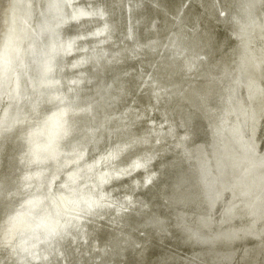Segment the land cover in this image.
Instances as JSON below:
<instances>
[{"label": "rangeland", "instance_id": "374dc122", "mask_svg": "<svg viewBox=\"0 0 264 264\" xmlns=\"http://www.w3.org/2000/svg\"><path fill=\"white\" fill-rule=\"evenodd\" d=\"M78 10L103 15L71 19ZM105 25L110 37L107 30L101 40L92 35ZM71 40L76 46L66 54L63 46ZM14 42L18 47L10 55ZM6 57L8 72L2 75ZM0 88V185L8 182L0 195L27 166L13 151L22 139L14 138L22 118L34 121L36 114L31 119L29 112L34 100L73 97L85 106L71 116L63 146L83 143L98 157L95 153L132 140L137 145L121 149L122 155L146 153L141 162L146 167L128 174L133 184L128 210L89 227L99 230L96 238L107 249L116 246L115 258H121L116 264H264V0H0ZM34 166L44 167L49 181L64 176L61 167ZM147 174L155 176L152 184ZM32 186L8 199V208L46 197L47 184ZM90 234L86 241H92ZM62 249L67 264H115L111 254L77 259L67 246ZM58 259L19 262L0 249V264Z\"/></svg>", "mask_w": 264, "mask_h": 264}, {"label": "bare ground", "instance_id": "6f19581e", "mask_svg": "<svg viewBox=\"0 0 264 264\" xmlns=\"http://www.w3.org/2000/svg\"><path fill=\"white\" fill-rule=\"evenodd\" d=\"M248 3V2H247ZM250 5V4H249ZM255 5V4H254ZM80 10H78L79 12ZM85 12V11H84ZM90 13V12H89ZM83 17V16H82ZM87 17V16H86ZM81 18V17H80ZM111 22V21H110ZM117 22V20H116ZM108 23V22H107ZM113 23V21H112ZM137 24V23H136ZM103 25V24H101ZM104 26V25H103ZM102 26V27H103ZM101 27V26H100ZM111 27V26H110ZM109 27V28H110ZM98 29V28H97ZM104 29V28H103ZM102 29V30H103ZM114 29V28H113ZM117 29V28H116ZM110 30V29H109ZM111 31V30H110ZM105 33V32H104ZM109 34L110 32L107 30L105 34ZM107 34V35H108ZM111 34V33H110ZM106 35V36H107ZM109 36V35H108ZM107 39H111L108 38ZM105 37V36H104ZM102 37V39L104 38ZM110 37V36H109ZM112 37V36H111ZM100 38V36H99ZM105 37V41H107ZM95 40V39H94ZM101 40V38H100ZM99 40V41H100ZM197 41V40H196ZM12 42V41H11ZM63 42V41H62ZM103 42V41H102ZM109 42V41H108ZM205 42V41H204ZM106 44V42H103ZM212 43V42H211ZM12 44V43H11ZM10 44V46H11ZM67 44V43H65ZM101 44V42H100ZM61 43L59 44V46ZM98 45V44H97ZM112 45V44H111ZM104 46V45H102ZM18 47V42H14V44L10 48V55L11 53L15 52ZM57 47V46H56ZM61 47V46H60ZM141 48V47H139ZM80 49V48H79ZM104 49V48H103ZM102 49V51H103ZM101 50V49H100ZM111 50V49H109ZM54 51V50H53ZM60 50H58L59 52ZM56 52V51H55ZM72 53V52H71ZM99 53V52H98ZM102 53V52H101ZM77 54V53H76ZM104 54V53H103ZM140 54V53H139ZM14 55V54H13ZM96 56V55H95ZM104 57V55H102ZM137 57V54L135 55ZM15 57V56H14ZM87 57V56H86ZM90 58V57H89ZM98 58V57H96ZM100 58V57H99ZM98 58V60H99ZM143 58V57H142ZM78 59V58H77ZM83 60V58H80ZM79 59V60H80ZM93 59V58H92ZM87 60V59H86ZM131 60V59H130ZM85 61V60H84ZM96 61V60H94ZM190 62V60H188ZM10 60L8 57H6L4 61V65L1 69L2 75L5 73L8 69V64ZM16 62V61H15ZM77 62L78 61H73ZM187 62V61H186ZM81 63V62H80ZM89 63V62H88ZM73 64V63H72ZM79 64V63H78ZM83 64V63H82ZM92 64V63H91ZM95 64V62H94ZM77 65V64H76ZM81 64H79L80 66ZM87 65V64H86ZM89 65V64H88ZM78 66V68H79ZM92 66V65H91ZM188 66V65H187ZM75 68V67H72ZM71 68V69H72ZM90 68V66H89ZM63 69V68H62ZM52 70V69H51ZM56 70V69H55ZM58 70V69H57ZM61 70V69H60ZM70 70V69H69ZM74 70V69H73ZM81 71V69H80ZM8 72V71H7ZM56 72V71H55ZM12 73V72H11ZM76 73V72H75ZM80 73V72H79ZM93 73V72H92ZM47 74V73H45ZM98 74V73H97ZM10 75V74H9ZM83 76V73L80 74V76ZM89 75V74H88ZM47 76V75H46ZM135 76V75H134ZM69 77V76H68ZM75 77V76H74ZM85 77V76H84ZM52 78V77H51ZM64 78V77H63ZM66 78V77H65ZM86 78V77H85ZM57 79V78H56ZM77 79V78H76ZM79 79V77H78ZM77 79V80H78ZM81 79V78H80ZM90 79V78H89ZM10 80V79H9ZM52 80V79H51ZM75 80V79H73ZM76 80V81H77ZM84 83L83 80L81 79ZM80 80V81H81ZM58 81V80H57ZM56 81V82H57ZM66 81H69L66 80ZM86 81V80H85ZM8 82V81H7ZM45 82V81H44ZM61 82V80H60ZM71 83L73 81H70ZM58 83V82H57ZM64 83V82H63ZM66 83V82H65ZM68 83V82H67ZM66 83V84H67ZM70 83V85H71ZM74 83V82H73ZM77 83V82H75ZM77 84L79 85V81ZM80 83V84H81ZM89 83V82H88ZM45 84V83H44ZM48 86L49 83L47 82ZM136 84V83H135ZM54 85V84H53ZM52 85V86H53ZM59 85V84H57ZM69 85V84H68ZM69 85V86H70ZM55 86V85H54ZM62 86V82L60 84ZM83 86V85H80ZM42 87V86H41ZM45 87V86H44ZM64 87V86H63ZM66 87V86H65ZM71 87V86H70ZM73 87V86H72ZM197 87V86H196ZM48 88V87H47ZM51 88V87H50ZM49 88V89H50ZM67 91L71 90L68 87H66ZM80 88V87H79ZM55 89V88H54ZM60 87L56 90H59ZM190 89V88H189ZM1 90V88H0ZM3 90V89H2ZM42 90V89H41ZM47 90V89H46ZM52 90V89H51ZM73 90H75L73 88ZM71 90V92L73 91ZM76 91V90H75ZM44 92V91H43ZM51 92V91H50ZM62 92V91H61ZM42 93V92H41ZM73 93V92H72ZM80 93V92H79ZM45 94V93H44ZM43 94V95H44ZM52 94V93H51ZM35 95V94H34ZM37 95V94H36ZM42 95V94H41ZM42 95V96H43ZM74 96V94H72ZM68 95V96H72ZM76 95H79L76 93ZM38 96V95H37ZM45 97V95H44ZM66 96L59 95V94H52L50 98H37L34 101V104L31 105V111L32 117L34 118V121L31 123V121L28 119V117L22 118V125L19 128L16 137V139H22L21 145L18 147L15 146L13 149L14 153L20 157V161L22 164L27 165L26 168L21 167V170H18V173L15 172L12 177L9 179V185L6 187V190L1 193L0 195V249L2 250L4 255L9 256L12 260L17 261L20 259L19 262H28L31 260L36 259H43L46 262V259L52 260L54 259V256L59 257L57 264H67V259L65 257H61L62 253L65 252L62 248L68 247L69 250H72L75 252V257L77 259H80L81 257H84V255H90L92 253L98 254V253H107L104 254L109 257L108 254H111V260L116 264L121 259L115 258L116 251L118 250L116 246H110L109 249H107L105 244H101L98 241V238L96 236L99 234V230L97 232H94L92 229H89L90 224L94 223L95 221L100 219L102 216H107L112 219L118 218L123 212H125V208L127 207L129 202H132V197L130 196L129 187L133 184L128 180L130 177L128 174L134 171H137V168H132V161L133 160H140L143 162L146 160L145 154L141 156L140 154H131V152L128 155H122L120 152V155L117 159L111 160V161H105L103 157H106L109 152H116L121 149L131 147L133 144L137 145L136 143H133L134 141H126V142H119L115 144V148H113L110 144L109 147H112L113 149H106L105 151H102L97 155L88 153L86 146L83 143L75 144L73 146L67 147V145L63 146L62 142L64 139H67V134L69 133V127L71 122V116L74 115L78 110H80V106L82 105L81 102L78 101V99H75L73 97L65 98ZM85 97V96H84ZM90 98V97H89ZM88 98V99H89ZM32 99H34L32 97ZM94 99V98H93ZM92 99V100H93ZM51 100V101H50ZM81 100V99H80ZM91 100V99H90ZM89 100V101H90ZM50 101V102H48ZM86 101V99H85ZM93 102V101H92ZM47 103V104H46ZM83 103V102H82ZM36 104V105H35ZM54 104V105H53ZM85 104V103H83ZM87 104V102H86ZM95 104V103H94ZM53 105V106H52ZM85 106V105H82ZM94 106V105H93ZM43 107L41 110L40 108ZM30 108V107H29ZM88 111V110H87ZM28 113V114H30ZM34 114V115H33ZM80 115V114H79ZM26 116V115H25ZM28 116V115H27ZM21 120V119H20ZM4 121V120H3ZM174 123V122H173ZM20 125V124H19ZM77 127V126H76ZM144 137V136H143ZM145 138V137H144ZM69 139V138H68ZM151 139V138H150ZM19 141V142H20ZM152 141V139H151ZM153 142V141H152ZM143 143V141H142ZM154 143V142H153ZM152 143V144H153ZM142 145V144H141ZM107 146V147H108ZM146 146V144H145ZM135 147V146H134ZM139 147V146H138ZM144 148V147H143ZM139 149V148H138ZM146 148H144L145 150ZM130 150V149H129ZM158 150V149H157ZM125 152V151H124ZM123 152V153H124ZM141 152H144L141 150ZM146 152V151H145ZM83 153V157H80V154ZM150 153V151H149ZM154 153V152H152ZM160 153V151H159ZM148 154V152H147ZM150 156V154H148ZM96 158H95V157ZM147 156V155H146ZM152 156V155H151ZM155 156V155H154ZM148 157V156H147ZM153 157V156H152ZM151 158V157H150ZM154 159V158H153ZM71 161H75V165L69 167L67 169L66 164H68ZM17 162V161H16ZM4 163V162H2ZM20 163V162H19ZM5 164V163H4ZM43 165H52L55 168L60 167L64 171V174L62 171V174L64 175L62 179H57V181L54 179L52 181H49L48 177L43 176V170L44 167L41 168H33ZM71 164V163H70ZM10 165V164H9ZM14 167V166H13ZM12 167V168H13ZM28 167V168H27ZM32 167V168H31ZM65 167V168H64ZM17 169V167L15 166ZM49 168V167H48ZM48 168H45L46 171ZM127 168L129 169L128 173L120 174L119 170ZM144 168V167H143ZM149 168H151L149 166ZM14 169V168H13ZM134 169V170H133ZM137 169V170H135ZM157 169V168H156ZM2 170V169H1ZM15 170V169H14ZM152 170V169H151ZM150 170V171H151ZM17 171V170H15ZM52 171V170H51ZM185 171V170H184ZM5 172V171H4ZM143 172V171H142ZM148 172V171H147ZM186 172V171H185ZM47 173V172H46ZM50 173V172H49ZM57 173V172H56ZM130 173V174H131ZM146 173V172H145ZM143 172L142 175L145 174ZM151 173V172H150ZM189 171L187 172L188 175ZM10 174V173H9ZM1 175V173H0ZM4 175V174H3ZM57 175V174H56ZM126 177L124 178V176ZM185 175V174H184ZM5 176V175H4ZM10 176V175H9ZM54 176V175H53ZM132 176V174H131ZM153 176V174H150L146 176ZM190 176V175H189ZM57 177V176H56ZM61 177V176H60ZM137 177V176H136ZM184 177V176H183ZM4 178V177H3ZM58 178V177H57ZM71 178V179H70ZM155 178V176H154ZM154 178L152 177V181L149 184H152L154 182ZM163 178V177H161ZM166 178V177H165ZM2 179V178H0ZM134 179V178H133ZM138 179V177H137ZM140 179L141 175H140ZM157 179V178H156ZM5 180V179H4ZM53 181H56L58 183V186L52 185ZM75 181V182H73ZM135 181V180H134ZM133 181V182H134ZM137 181V180H136ZM156 181V180H155ZM183 181V179H182ZM184 184L187 182H185ZM37 182H43L45 183L46 188V197L43 194L38 195L35 198L30 199H24L20 208L16 209L15 211H12L10 208H8V205L10 204L8 202L9 200H12L15 198L13 195L18 194L21 195L23 192L27 193L29 189L31 188L33 183ZM50 182V183H49ZM55 182V183H56ZM67 182L68 187H65V184ZM130 182V183H129ZM4 183V181H3ZM8 184V182H6ZM5 183V184H6ZM54 183V184H55ZM140 183V182H139ZM4 184V185H5ZM6 184V185H7ZM40 184V183H39ZM60 184V185H59ZM179 184V183H178ZM183 184V183H182ZM181 184V185H182ZM183 184V185H184ZM3 185V184H2ZM0 185V186H2ZM3 185V186H4ZM5 185V186H6ZM38 185V184H37ZM43 185V184H41ZM40 185V186H41ZM186 185V184H185ZM44 186V187H45ZM140 186V185H138ZM149 186V185H148ZM155 186V185H154ZM180 186V185H178ZM187 186V185H186ZM33 187V186H32ZM56 187V188H55ZM136 187V186H135ZM142 187V186H141ZM151 187V186H150ZM167 187V186H166ZM181 187V186H180ZM179 187V189H180ZM185 187V186H183ZM1 188V187H0ZM42 188V187H41ZM182 188V187H181ZM32 189V188H31ZM196 189V188H195ZM2 190V189H1ZM0 190V191H1ZM38 190V189H37ZM42 190V189H41ZM135 190V189H134ZM143 190V189H142ZM168 190V189H167ZM172 190V189H171ZM202 190V189H201ZM44 191V190H43ZM42 191V192H43ZM144 191V190H143ZM162 191H164L162 189ZM182 191V189H180ZM190 191V190H189ZM20 192V193H19ZM37 192V191H36ZM145 192V191H144ZM38 193V192H37ZM134 193V192H132ZM146 193V192H145ZM203 193V192H202ZM39 194V193H38ZM153 194V193H152ZM172 194V192H171ZM184 194V193H183ZM142 195V194H141ZM145 195V194H143ZM164 195V194H162ZM35 195H33L34 197ZM161 196V195H160ZM159 196V197H160ZM45 197V198H44ZM141 197V196H140ZM187 197V196H186ZM195 197V196H194ZM149 198V196H148ZM147 198V199H148ZM156 198V197H155ZM176 198V197H175ZM192 198V197H191ZM150 199V198H149ZM158 199V198H157ZM169 199V198H168ZM193 199V198H192ZM191 199V200H192ZM14 200V199H13ZM17 200V197H16ZM159 200V199H158ZM176 200V199H175ZM186 200V199H185ZM190 200V198H189ZM202 200V198H201ZM241 200V198H240ZM84 201H87L88 204L91 205V207H88ZM144 201V200H143ZM152 201V200H151ZM198 201V200H197ZM200 201V200H199ZM149 202V201H148ZM165 202V201H164ZM175 202V201H174ZM239 202V201H237ZM9 203V204H8ZM180 203V202H179ZM187 203V202H186ZM206 203V202H205ZM12 204V203H11ZM151 204V203H150ZM149 204V205H150ZM160 204V203H159ZM238 204V203H237ZM246 204V202H245ZM132 205V204H131ZM158 205V204H156ZM162 205V204H161ZM171 205V204H170ZM174 205V204H173ZM178 205V204H177ZM206 205V204H205ZM134 206V205H133ZM153 206V205H152ZM181 206V205H180ZM207 206V205H206ZM211 206V205H210ZM244 206V204H243ZM155 207V206H154ZM183 207V206H182ZM202 207V206H201ZM13 208V207H12ZM158 208V206H157ZM239 208V206H238ZM181 209V208H180ZM200 209V207H199ZM240 209V208H239ZM126 210H128L126 208ZM162 210V209H161ZM166 210V209H165ZM133 211V210H132ZM178 211V210H177ZM186 211V210H185ZM198 211V210H197ZM239 211V210H238ZM242 211V209H241ZM232 212V211H231ZM246 212V211H244ZM167 214V212H165ZM190 213V212H189ZM204 213V212H203ZM169 214V213H168ZM179 214V213H178ZM182 214V213H181ZM196 214V213H195ZM198 214V213H197ZM209 214V213H208ZM238 214V213H236ZM249 214V212H248ZM251 214V213H250ZM123 215V214H122ZM126 215V214H124ZM245 215V214H244ZM252 215V214H251ZM165 216V215H164ZM174 216V215H173ZM208 216V215H207ZM247 216V214H246ZM75 217V218H73ZM171 217V216H170ZM181 217V216H180ZM189 217V216H188ZM217 217V216H216ZM230 217V216H229ZM242 217V216H241ZM260 217V216H259ZM128 218V216H127ZM174 218V217H173ZM179 218V217H178ZM240 218V217H239ZM243 218V217H242ZM250 218V217H249ZM102 219V218H101ZM181 219V218H180ZM178 219V220H180ZM187 219V218H185ZM196 219V218H195ZM213 219V218H212ZM246 219V218H245ZM244 219V220H245ZM252 219V218H251ZM166 220V219H165ZM171 220V219H169ZM188 220V219H187ZM229 220V219H228ZM227 220V222H228ZM238 220V219H237ZM249 220V219H247ZM100 221V220H99ZM102 221V220H101ZM208 221V220H207ZM215 221V220H214ZM213 221V222H214ZM262 221L264 222L263 218ZM179 222V221H178ZM237 222L236 220L234 221ZM113 223V222H112ZM121 223V222H120ZM166 223V222H165ZM221 222H219L220 224ZM251 223V222H250ZM149 224V223H148ZM158 223L153 224L156 226ZM191 224V223H189ZM216 224V222H215ZM229 224V223H228ZM233 224V222H232ZM244 224V223H243ZM253 224V223H252ZM251 224V225H252ZM242 225V224H241ZM240 225V226H241ZM213 226V225H212ZM218 226V225H215ZM230 226V225H227ZM256 226V225H255ZM259 226V225H258ZM50 227H54L58 231V235L55 237H49L47 236V229ZM72 227L76 228L73 233H67L68 231L66 228ZM149 227V226H148ZM151 227V226H150ZM172 227V226H171ZM186 227V226H185ZM208 227V226H207ZM244 227V225L242 226ZM257 227V226H256ZM262 227V226H261ZM109 228V227H108ZM115 228V227H114ZM241 228V227H240ZM149 230V228H146V230ZM154 229V228H153ZM174 229V228H172ZM193 229V228H191ZM196 229V228H195ZM236 229V228H235ZM145 230V228H143ZM157 230V229H156ZM241 230V229H239ZM150 234H152V230ZM179 231V230H178ZM232 231V230H231ZM180 232V231H179ZM185 232V231H184ZM208 232V229H207ZM210 232V231H209ZM93 234L92 241H86L88 234ZM148 233V232H147ZM161 233L162 232H158ZM216 233V232H215ZM183 234V233H182ZM211 234V233H210ZM230 234V233H229ZM156 235V233H155ZM159 235V234H158ZM176 235V234H175ZM185 235V234H183ZM193 235V234H192ZM209 235V234H208ZM149 236V235H148ZM152 236V235H151ZM197 236V235H196ZM155 237V236H154ZM231 237V236H230ZM90 238V237H89ZM88 238V239H89ZM138 238V237H137ZM174 238V236L172 237ZM169 238V239H172ZM159 239V238H158ZM165 239V238H164ZM179 239V238H178ZM217 238H215L216 240ZM142 240V239H140ZM156 240V239H155ZM166 240V239H165ZM220 240V239H219ZM138 242V240H136ZM161 241V240H160ZM189 241V240H188ZM217 241V240H216ZM141 242V241H140ZM176 242V241H175ZM192 243V241H191ZM206 243V242H205ZM214 242H212L213 244ZM72 246H76L75 249L71 248ZM156 244V243H155ZM158 244V243H157ZM187 244V243H185ZM189 244V243H188ZM194 244V242H193ZM211 244V243H209ZM216 244V243H215ZM168 245V244H167ZM180 245V244H179ZM198 245V244H197ZM201 245V244H200ZM81 246V247H80ZM150 246V245H149ZM161 245H159L160 247ZM192 246H196L195 244ZM206 246V244H203L202 247ZM208 246V245H207ZM211 246V245H210ZM80 247V250L77 248ZM200 247V246H199ZM60 248V250H59ZM154 248V247H153ZM180 248V247H179ZM188 248V246H187ZM196 248V247H194ZM167 249V248H165ZM190 249V248H189ZM198 249V248H197ZM201 249V248H200ZM209 246L208 249L209 250ZM57 252H53V251ZM59 250V251H58ZM179 250V249H178ZM186 250V249H185ZM203 250V249H202ZM201 250V251H202ZM206 250V249H205ZM211 250V249H210ZM198 251V250H196ZM143 252V251H142ZM175 252V251H174ZM128 253V252H127ZM139 253V252H137ZM207 252H205L206 254ZM213 253V252H212ZM133 254V253H132ZM190 254V253H189ZM93 255V254H92ZM123 255V254H122ZM215 255V254H214ZM213 255V256H214ZM217 255V254H216ZM124 256V255H123ZM143 256V255H142ZM204 256V255H203ZM208 256H211L210 254ZM212 256V257H213ZM130 257V256H129ZM207 257V256H206ZM211 257V258H212ZM131 258V257H130ZM136 258V257H135ZM24 259V260H23ZM203 259V258H202ZM209 259V258H208ZM85 260V259H84ZM135 260V259H134ZM212 260V259H211ZM210 260V261H211ZM80 261V260H79ZM123 261V260H121ZM132 261V260H131ZM214 261V260H212ZM218 261H220L218 259ZM34 262V261H33ZM36 262V261H35ZM85 262V261H84ZM125 262V261H124ZM123 262V263H124ZM178 262V261H177ZM199 262V261H197ZM204 262V261H203ZM206 262V261H205ZM42 263V262H41ZM71 263V262H70ZM121 263V262H120ZM176 263V262H175ZM182 263V262H181ZM21 264V263H20ZM23 264V263H22ZM28 264V263H27ZM34 264V263H33ZM56 264V263H55ZM186 264V263H182Z\"/></svg>", "mask_w": 264, "mask_h": 264}, {"label": "snow or ice", "instance_id": "6c2138e0", "mask_svg": "<svg viewBox=\"0 0 264 264\" xmlns=\"http://www.w3.org/2000/svg\"><path fill=\"white\" fill-rule=\"evenodd\" d=\"M85 15H89V16L99 15V16H102L103 15V12L102 11H98V12H93V13H86V12H84V11L81 10V11L78 12V14H74L71 17V19H73V20H79V18L81 16H85ZM107 27L108 26L105 25V28L103 30H98L97 32L92 33V35H95V36L103 35V32L107 30ZM84 38H85L84 36L77 37V39H84ZM75 46H76V41L75 40H71V41L67 42V44L63 46L65 53L66 54L70 53L73 50V48H75ZM82 62L83 61H81V63ZM75 66L76 65H73V67H75ZM48 70L51 71V68H49ZM120 151H122V150H119V151H116V152H109V154L106 157H103V159L105 161H111V160L117 159L119 157V155H120ZM80 157L81 158L83 157V153L80 154ZM142 167H146V165L144 163H141L140 160H133L132 161V168H142ZM128 172H129V169H127V168L120 169L118 175L125 174V173H128ZM151 181H152V177L151 176H149V177L146 178V183H151ZM73 182H75V181H73ZM65 187H68L67 182L65 184ZM46 199H47V197H46ZM84 203L88 207H91V205L88 204L87 201H84ZM73 218H75V217H73ZM58 234L59 233H58L57 229L54 228V227H50V228L47 229V236H49V237H55Z\"/></svg>", "mask_w": 264, "mask_h": 264}, {"label": "water", "instance_id": "95a60500", "mask_svg": "<svg viewBox=\"0 0 264 264\" xmlns=\"http://www.w3.org/2000/svg\"><path fill=\"white\" fill-rule=\"evenodd\" d=\"M68 231H66L67 233H73V231L76 229V228H72V227H67L66 228ZM24 260V259H23ZM17 261H21L20 259H18ZM38 261V260H37ZM34 262H35V260H34Z\"/></svg>", "mask_w": 264, "mask_h": 264}]
</instances>
